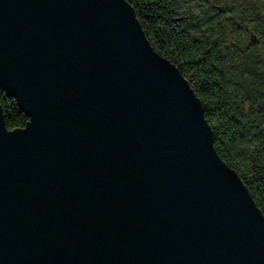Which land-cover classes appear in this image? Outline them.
<instances>
[{
    "label": "water",
    "instance_id": "95a60500",
    "mask_svg": "<svg viewBox=\"0 0 264 264\" xmlns=\"http://www.w3.org/2000/svg\"><path fill=\"white\" fill-rule=\"evenodd\" d=\"M0 264H264V213L127 0H0Z\"/></svg>",
    "mask_w": 264,
    "mask_h": 264
},
{
    "label": "trees",
    "instance_id": "16d2710c",
    "mask_svg": "<svg viewBox=\"0 0 264 264\" xmlns=\"http://www.w3.org/2000/svg\"><path fill=\"white\" fill-rule=\"evenodd\" d=\"M154 49L201 100L219 155L264 213V0H127ZM10 130L30 117L7 90Z\"/></svg>",
    "mask_w": 264,
    "mask_h": 264
}]
</instances>
